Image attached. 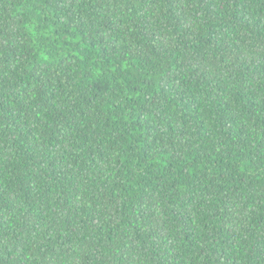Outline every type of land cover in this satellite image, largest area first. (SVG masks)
I'll return each mask as SVG.
<instances>
[{"label":"trees","instance_id":"obj_1","mask_svg":"<svg viewBox=\"0 0 264 264\" xmlns=\"http://www.w3.org/2000/svg\"><path fill=\"white\" fill-rule=\"evenodd\" d=\"M0 264H264V0H0Z\"/></svg>","mask_w":264,"mask_h":264}]
</instances>
